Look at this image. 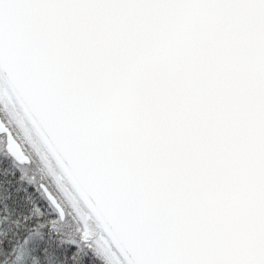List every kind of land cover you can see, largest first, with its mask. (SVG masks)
<instances>
[{
	"label": "snow or ice",
	"instance_id": "6c2138e0",
	"mask_svg": "<svg viewBox=\"0 0 264 264\" xmlns=\"http://www.w3.org/2000/svg\"><path fill=\"white\" fill-rule=\"evenodd\" d=\"M0 264H264V0H0Z\"/></svg>",
	"mask_w": 264,
	"mask_h": 264
},
{
	"label": "trees",
	"instance_id": "16d2710c",
	"mask_svg": "<svg viewBox=\"0 0 264 264\" xmlns=\"http://www.w3.org/2000/svg\"><path fill=\"white\" fill-rule=\"evenodd\" d=\"M46 163H48V162L46 161ZM23 195L24 194L21 193V197H23ZM28 195L31 196V201L22 202V204H21V212L22 213L27 214L32 209L33 203L38 206L40 211L46 210L43 201L40 199V197L35 192H33L32 190L30 191V189H29ZM17 218H19V217L18 216L13 217V219H17ZM5 227L8 228V227H10V225L6 224Z\"/></svg>",
	"mask_w": 264,
	"mask_h": 264
},
{
	"label": "flooded vegetation",
	"instance_id": "af4514ba",
	"mask_svg": "<svg viewBox=\"0 0 264 264\" xmlns=\"http://www.w3.org/2000/svg\"><path fill=\"white\" fill-rule=\"evenodd\" d=\"M30 191H31V189H30Z\"/></svg>",
	"mask_w": 264,
	"mask_h": 264
}]
</instances>
